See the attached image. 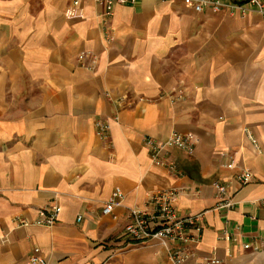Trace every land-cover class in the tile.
Listing matches in <instances>:
<instances>
[{
    "label": "crops",
    "instance_id": "1",
    "mask_svg": "<svg viewBox=\"0 0 264 264\" xmlns=\"http://www.w3.org/2000/svg\"><path fill=\"white\" fill-rule=\"evenodd\" d=\"M102 12L0 0V264H27L35 248L49 264H170L156 240L129 246L125 226L171 189L179 217L204 213L200 242L172 246L191 253L183 264H264V18L135 0L106 29ZM172 133L195 139L192 155L170 151L177 173L145 148ZM216 182L231 209L216 208ZM115 189L121 206L103 216ZM54 206L53 226L31 225Z\"/></svg>",
    "mask_w": 264,
    "mask_h": 264
},
{
    "label": "built area",
    "instance_id": "2",
    "mask_svg": "<svg viewBox=\"0 0 264 264\" xmlns=\"http://www.w3.org/2000/svg\"><path fill=\"white\" fill-rule=\"evenodd\" d=\"M82 0H71L73 6H78ZM162 1H188L194 4L196 12H202L204 9L213 11L225 10L229 14L238 13L242 16L255 12L264 18V0H236L235 3H224L221 0H162ZM94 2L103 8L100 17L103 25H107L113 16L116 5L133 4L135 0H94ZM109 39V35H105ZM80 60L83 59L81 55ZM110 131V125L104 121H96L95 135L100 140H106ZM247 137L255 144L254 139L249 132H245ZM195 145V139L192 135H181L172 133L163 141L146 139L145 148L148 151L151 162L156 167H163L169 172L177 173V166L173 160L169 159V153L172 150L180 151L186 155H192ZM253 180V175L245 170L241 171L236 181L240 186H245ZM213 189L216 193L218 210H229L234 206L233 198L225 184L214 183ZM179 192L175 189L165 190L153 195L149 201L150 211H138L131 209L128 215V223L125 226V233L129 238V246L145 244L151 240H156L168 250L170 264H183L191 255L183 247H172L176 244H197L201 239L202 221L204 213H198L187 217H179L175 202ZM124 195L120 189H115L109 200L103 206L101 213L103 216H109L115 208L121 206ZM61 209L59 207H48L38 211L37 218L31 225L38 227H51L57 221ZM27 226L28 223H23ZM244 250L250 249L249 245L243 246ZM27 264H49L43 257L38 248L33 249L32 255ZM196 264H223L214 259L204 260Z\"/></svg>",
    "mask_w": 264,
    "mask_h": 264
}]
</instances>
